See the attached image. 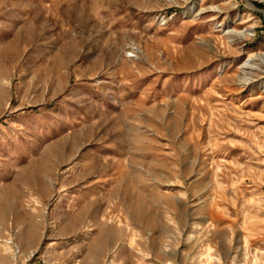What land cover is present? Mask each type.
<instances>
[{
  "label": "rangeland",
  "instance_id": "rangeland-1",
  "mask_svg": "<svg viewBox=\"0 0 264 264\" xmlns=\"http://www.w3.org/2000/svg\"><path fill=\"white\" fill-rule=\"evenodd\" d=\"M0 264H264V0H0Z\"/></svg>",
  "mask_w": 264,
  "mask_h": 264
},
{
  "label": "bare ground",
  "instance_id": "bare-ground-1",
  "mask_svg": "<svg viewBox=\"0 0 264 264\" xmlns=\"http://www.w3.org/2000/svg\"><path fill=\"white\" fill-rule=\"evenodd\" d=\"M201 226V225H200ZM199 226V227H200ZM196 228V227H195ZM201 228V227H200ZM198 230V229H197ZM195 231V230H194ZM197 232V231H196ZM197 236V235H196ZM194 236L190 235V239H192ZM195 238V237H194ZM202 258V255L200 256ZM213 258L208 256V261L212 260Z\"/></svg>",
  "mask_w": 264,
  "mask_h": 264
}]
</instances>
